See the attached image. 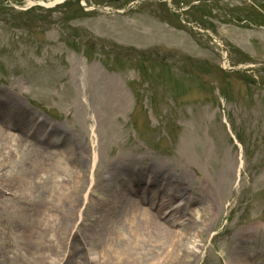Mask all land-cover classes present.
<instances>
[{
	"label": "rangeland",
	"instance_id": "374dc122",
	"mask_svg": "<svg viewBox=\"0 0 264 264\" xmlns=\"http://www.w3.org/2000/svg\"><path fill=\"white\" fill-rule=\"evenodd\" d=\"M38 1L0 0V115L15 133L26 116L63 131L79 162L97 120L96 189L82 210L90 215L65 238L59 264H85L84 247H97L89 227L102 213L91 214V202L124 192L137 203L131 194L157 175L193 225L179 264H264V0ZM31 127L18 131L29 142L19 148L0 138V264L59 259L63 227L44 228L48 189L21 180L40 171L34 147L42 161L56 136L38 137L41 127L24 135ZM112 169L117 183L106 191Z\"/></svg>",
	"mask_w": 264,
	"mask_h": 264
},
{
	"label": "bare ground",
	"instance_id": "6f19581e",
	"mask_svg": "<svg viewBox=\"0 0 264 264\" xmlns=\"http://www.w3.org/2000/svg\"><path fill=\"white\" fill-rule=\"evenodd\" d=\"M0 117H2L1 120L3 124L10 123L12 119V117L8 114L5 116L1 114ZM30 120L31 119L26 116V120L23 121L20 128L16 124H13V127H15L17 132L20 131L22 134L21 128H24L29 124V126L31 125L32 127L25 131L24 135L31 131H33L32 135H35V133L37 134L38 132L37 129L41 127V131H39L41 135L38 137L45 136L47 138H52V136H56L54 140L50 141L52 154L46 153V155L41 157L42 161L38 158V152L44 151V148L40 147L38 144V146L35 145L37 147H34V145L30 143L31 145L29 146H33L37 152V155L35 156L37 163L34 165L38 164L37 166H39L40 171L36 173L38 175H42L40 178L33 172L29 177L21 180L24 181V186H34L37 184L46 190L48 189V192L46 193L51 198V200H48V204L51 205L52 210H50L49 213L44 211V228H51L53 230L51 223L56 222H58V227L60 225L63 227L62 234L56 236L59 244L58 252L53 254L59 257V259L57 262L53 261V263L49 262L48 264H59L63 261L60 260V256H62L60 252L64 249L63 243L65 238L69 240V236L72 233V230L76 228V225L81 221H85L83 218L90 215L82 212V210L84 209V204L90 200L89 196L91 195V190L96 189L95 179L97 172L95 168L99 160V148H97L96 145L98 136L95 131V124L97 120L96 117H91L90 119L91 123L89 124L88 129L92 147L89 152L92 154L89 155L88 152L87 159L83 162H79L77 160L75 151L77 146L69 143L71 138L68 139L63 131L53 128V126L49 127V124L45 125L44 122H38L37 124L36 121L31 122ZM3 124L0 123V138L6 139L8 141L7 143H12L13 145H16L17 148H19L22 144L29 143L27 140L22 139L19 132L18 134H16L17 132L15 133L12 131L7 132V127L9 125L4 126ZM49 140L46 141L48 142ZM79 143L80 142H78V150L81 149V145ZM58 144H61V147L59 149L54 148V145ZM47 162L48 165L52 167L54 172H49L48 167L46 166ZM1 164L2 159H0V166ZM159 172L160 171H158V173ZM116 173V170H108L106 177L107 185L105 187L106 191H109L117 183V176L114 180L112 179ZM88 175L90 176L89 182L87 181ZM150 175L153 174L150 172ZM44 176L45 178H43ZM137 176L139 179L144 177H140L139 175ZM164 178L165 176L162 178H160L159 175H157V177L155 176L156 180L154 183L156 184V187L157 185H160L158 189H154L152 187L154 185H149L147 183L142 185V187L147 189L151 186V189H147V193L143 194L146 199H149L150 197L151 201L149 206L156 205L157 200H159L157 205L159 211L161 212V216H159L158 219H162V216L168 217L170 215L166 226L160 224L158 219L156 220L155 215H149V207L145 208L141 204V199L143 197H139V200L136 203L128 200V194L126 195L124 192L122 193L120 191V197L113 198L112 195L108 196V201L105 204H100L96 207V205L91 202L90 205H93L95 210L93 209L88 211L91 214L94 213V211H101L102 214L98 217L96 222L97 226L89 227V236L92 237L93 235L98 234L100 241L96 248H93L92 245H87L86 248L83 244L75 245V247L78 246L81 249L84 247L83 257L85 259V264H179V262L188 261L187 254L189 252L180 250L178 247L183 244L186 239H188L189 231L193 225L184 224L183 212L181 208L185 205V202L180 204V206L177 205V207L174 198L173 202L167 194H161L162 184L158 181H162L159 179ZM47 181L50 182L47 183ZM125 182L126 181H124V183ZM182 184L183 183L178 182L177 179L172 178L170 180V187H173L172 191H174L176 187L179 188V192H177L178 196L176 197H183L182 199L187 200V198L182 196L184 191L182 190ZM25 190H28L29 193L30 189L27 187ZM45 206L46 205L43 207ZM116 210L118 212L115 216L114 213ZM58 211L59 213L57 214ZM62 215H64L63 221H61ZM111 215H114V217H111ZM118 215L122 216L116 220ZM119 220H122V222ZM35 221L36 224L41 223V219L35 218ZM204 224V222H198V228H204ZM98 227L100 228L99 231ZM105 230L108 231L106 235ZM37 234L38 233L34 234V236L31 235V239L34 240ZM38 258L42 264L48 259L45 255L42 256V254L39 255ZM65 260L67 263L65 262L63 264L70 263L69 258Z\"/></svg>",
	"mask_w": 264,
	"mask_h": 264
}]
</instances>
